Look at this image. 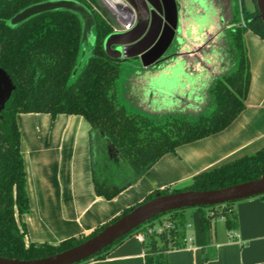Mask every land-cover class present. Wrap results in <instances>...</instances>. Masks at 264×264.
Instances as JSON below:
<instances>
[{"label": "trees", "instance_id": "obj_1", "mask_svg": "<svg viewBox=\"0 0 264 264\" xmlns=\"http://www.w3.org/2000/svg\"><path fill=\"white\" fill-rule=\"evenodd\" d=\"M42 1L45 0H0V67L15 84L11 98L0 113V256L29 260L72 248L137 205L155 198L157 192L219 189L264 176L262 147L253 154L195 175L182 189L168 186L153 191L142 202L123 209L89 234L72 236L58 244L27 242L28 229L23 218L30 211V202L18 114L48 113L53 119L59 114L85 117L91 126L95 192L112 199L137 182L165 154L224 130L239 116L246 107L251 83L244 34L251 31L264 39V23L259 17L256 0H252V9L240 0L227 27L226 51L232 68L210 84L209 109L193 115L175 111L152 116L129 108L120 98L118 78L125 59L111 57L104 49L103 41L113 32V27L105 12L100 11L98 0H75L85 5L95 20V43L87 48L84 59V22L78 13L51 10L16 26L10 25V19L18 12ZM236 202L160 214L77 264L105 259L128 236L142 231L161 215H167L166 221L172 225L161 234L149 235L143 244L146 264H168L166 252L179 248L187 238L186 209L191 210L192 243L204 247L211 243L214 221L223 219L228 229L235 228Z\"/></svg>", "mask_w": 264, "mask_h": 264}, {"label": "crops", "instance_id": "obj_2", "mask_svg": "<svg viewBox=\"0 0 264 264\" xmlns=\"http://www.w3.org/2000/svg\"><path fill=\"white\" fill-rule=\"evenodd\" d=\"M117 19L113 15L112 20ZM244 42L251 70L245 109L224 130L165 154L112 199L95 192L91 126L85 117L59 114L53 119L48 113L18 114L30 202V211L23 218L27 242L58 244L72 236L89 234L153 191L188 186L195 175L264 147V39L247 31ZM154 66L145 69L144 76L155 81L158 69ZM234 210L233 230L223 219L221 224L214 221L209 245L185 242L166 252L168 264H264V196L239 200ZM188 225L191 228V223ZM136 234L128 236L105 259L83 264H146V249ZM192 238L193 233L188 239Z\"/></svg>", "mask_w": 264, "mask_h": 264}, {"label": "water", "instance_id": "obj_3", "mask_svg": "<svg viewBox=\"0 0 264 264\" xmlns=\"http://www.w3.org/2000/svg\"><path fill=\"white\" fill-rule=\"evenodd\" d=\"M101 1L106 6L111 2L110 0ZM125 1L130 4L123 5V10L129 11L132 18L123 20L121 15L117 16V22L122 25L123 29L114 30L105 37L104 49L108 55L118 59L139 57L143 67L148 69L168 58L166 52L175 39L179 19L177 2L176 0H155V4L150 1L151 13L156 11L159 17L157 25L152 31L153 20H151L150 10L146 3V1L149 3V0H143L146 6L144 5L142 14L130 0ZM138 1L142 2V0ZM256 2L260 12L259 17L264 23V0H256ZM59 9L75 12L81 16L84 22L82 44L88 43L92 38L95 20L91 11L75 0H45L32 4L18 12L10 19L9 23L16 26L36 14ZM113 14L116 16L115 11ZM113 45H117V47L113 48ZM156 80L157 78H155ZM153 81H150V84ZM163 88L165 87H158L160 92L165 91ZM14 89L15 84L12 78L5 69L0 67V113L5 109ZM263 194L264 176L219 189L182 190L168 194L157 192L155 198L137 205L129 213L109 224L93 237L72 248L47 257L29 260L0 256V264H77L103 251L116 240L160 214L182 208L220 205Z\"/></svg>", "mask_w": 264, "mask_h": 264}, {"label": "rangeland", "instance_id": "obj_4", "mask_svg": "<svg viewBox=\"0 0 264 264\" xmlns=\"http://www.w3.org/2000/svg\"><path fill=\"white\" fill-rule=\"evenodd\" d=\"M244 2L248 8H253L252 0ZM98 3L100 11L105 12L112 27H116L112 20L113 11L106 8L101 0ZM178 4L180 28L166 52L168 58L154 66L158 69L159 80L154 82L150 76H144L145 68L138 58H124L122 62L119 94L122 102L131 109L152 116L175 111L193 115L205 111L209 109L210 84L232 68L226 51L227 27L240 0H178ZM91 37L88 43L83 44V59L87 48L95 43L93 30ZM149 80L153 82L150 84ZM160 86H164L165 91L160 92ZM170 86L171 89H167ZM170 187L184 188L179 185ZM185 213L187 236L191 237L193 228L187 227L191 223V210L186 209ZM166 217L161 215L152 223L155 226L161 222L165 224L168 222Z\"/></svg>", "mask_w": 264, "mask_h": 264}, {"label": "flooded vegetation", "instance_id": "obj_5", "mask_svg": "<svg viewBox=\"0 0 264 264\" xmlns=\"http://www.w3.org/2000/svg\"><path fill=\"white\" fill-rule=\"evenodd\" d=\"M111 2L108 4V6H106V8L110 9L111 11H115L117 12L116 14V17L119 15H122L124 17H127V18H132V14L129 12V11H124L123 8L125 5V2L124 0H110ZM150 1L152 3H155V0H149V3L146 1L147 3V6L149 7V10H150V16H151V20H153V25H152V31L155 29L156 25H157V22H158V13L156 11L152 12V5L150 4ZM130 2H132L134 4V6H136L137 10L139 13H143V8L146 6L145 2L142 0V2L138 1V0H130ZM177 2V6H178V11H179V4H178V0H176ZM145 5V6H144ZM114 15V14H113ZM180 18V17H179ZM139 20V17L137 18V21ZM114 25H116V27L113 28V31L114 30H121L123 29L122 28V25H120L118 22H116V20H114ZM113 25V26H114ZM180 26H179V19H178V25H177V29H176V35H177V32L179 30ZM175 35V37H176ZM117 45H113V48H116ZM135 58H138L140 59L139 57H135Z\"/></svg>", "mask_w": 264, "mask_h": 264}, {"label": "built area", "instance_id": "obj_6", "mask_svg": "<svg viewBox=\"0 0 264 264\" xmlns=\"http://www.w3.org/2000/svg\"><path fill=\"white\" fill-rule=\"evenodd\" d=\"M172 225L171 222H166L164 225L159 224L155 226L153 223L147 224L144 229L136 234L138 240L142 243L146 242L149 235L152 234H161L165 228H168ZM189 226V225H188ZM232 235H236V233H232ZM192 241V239H185V242Z\"/></svg>", "mask_w": 264, "mask_h": 264}]
</instances>
